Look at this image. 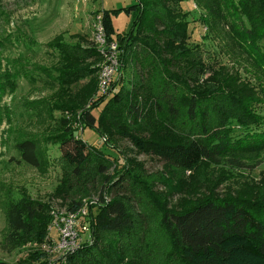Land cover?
Segmentation results:
<instances>
[{
	"label": "trees",
	"instance_id": "1",
	"mask_svg": "<svg viewBox=\"0 0 264 264\" xmlns=\"http://www.w3.org/2000/svg\"><path fill=\"white\" fill-rule=\"evenodd\" d=\"M192 2L202 13L203 38L211 33L220 39L237 67L217 64L202 43L191 41L183 0H136L126 8L98 12L106 41L115 42L119 51L117 78L104 94L98 92L96 78L103 57L92 44L47 43L44 50L54 51L55 61L51 68L32 67L38 71L33 73L3 58L11 40L0 27V101L15 94L19 79L40 80L50 94L27 102V111L39 118L45 113L52 125L43 142L56 144L70 176L87 179L98 193V211L90 216L92 243L68 255L65 264H264L262 193L244 199L209 192L168 208L169 192L156 193L155 179L142 176L138 164L120 181L106 176L105 149L117 151L109 138L103 140L104 148L91 146L75 136L69 119L54 118L55 112L71 114L73 121L78 115L84 129L94 130L99 139L110 131L139 154L183 172L205 164L233 170L259 166L264 157V0ZM117 12L134 15L126 33L113 28ZM125 69H131L130 89L119 85ZM83 78L89 82L80 97L72 96L71 87ZM103 102L95 117L92 112ZM4 116L0 106V125ZM14 148L23 163L41 171L47 167L37 139L24 137ZM108 186L114 195L105 203ZM164 187L172 189L166 181ZM1 203L4 253L19 249L31 236L45 238L47 206L10 194ZM79 208L72 202L67 210Z\"/></svg>",
	"mask_w": 264,
	"mask_h": 264
},
{
	"label": "rangeland",
	"instance_id": "2",
	"mask_svg": "<svg viewBox=\"0 0 264 264\" xmlns=\"http://www.w3.org/2000/svg\"><path fill=\"white\" fill-rule=\"evenodd\" d=\"M135 2L136 0H0V12L5 14V17H0V27L5 34H9L11 40V43L5 47L3 58L18 61L26 67L25 69L51 68L55 61L51 56L55 52L44 50L45 44L61 41L64 44H79L82 47L92 44L95 48L98 12L126 8ZM181 9L186 13V19L189 22L191 41L202 43L205 51L212 56L210 60H214L217 64L231 68L233 64L236 66L233 55L228 54L227 48L221 47L220 39L211 33L205 34L206 37L203 38L206 30L199 20L202 13L192 0H183ZM133 18V14L126 15L122 12L114 14L112 24L115 32L123 34L129 31ZM219 50L223 54H219ZM130 71L131 69H125L119 77V85L126 89L131 88ZM32 72L38 71L32 69ZM241 75L244 76L243 72ZM113 78H117L116 73ZM88 82L89 78L79 80L71 87V95L79 98L81 89ZM49 94L50 91L42 87L40 80L30 83L21 78L15 94H8L0 101V106L7 113L0 125V241L4 229L1 202L6 194H10L15 199L24 196L44 204L50 216L46 236L42 241H38L36 236H31L19 249L10 254L0 249V264H65L62 250L58 247L57 233L51 229L53 220L70 212L67 209L72 202H78L81 208H85L89 212V217L91 213L96 214L98 211V193L94 192L93 185L87 179H76L70 176L60 158L61 154L57 145L52 142H43L44 134L51 128L48 124L52 125L44 118L45 113L39 118L31 111H27V102L45 99ZM103 105L104 102L92 112L95 117ZM62 116L71 121V127L76 130L75 136L87 144L104 148L103 140L109 138L116 146V153L105 149V152L109 154V168L106 173L108 178L120 181L136 163L142 169V176L155 179L156 193L169 192V198H166L168 208L177 209L180 203L203 198L209 192L217 196L230 193L233 197L241 196L244 199L259 198L261 196L258 194L261 193L264 195V157L262 163L251 170H233L227 166L205 164L194 171L183 172L168 168L153 157L139 154L127 141L120 140L110 131L99 139L94 130L84 129L79 123L78 115L73 121L71 114L54 113L55 120ZM143 134L147 135V132L143 131ZM24 137H32L39 141L40 149L44 151L47 161L44 171L37 170L20 160L14 148V142ZM165 181L171 183L172 191L165 189ZM102 182L103 178L98 186ZM216 185L217 187L214 188ZM104 191L103 196L107 203L114 193L111 186ZM156 199L161 201L159 195ZM86 221L79 219L78 224L82 225ZM149 235L148 229L146 236ZM159 243L160 241L155 246L156 252H158Z\"/></svg>",
	"mask_w": 264,
	"mask_h": 264
},
{
	"label": "built area",
	"instance_id": "3",
	"mask_svg": "<svg viewBox=\"0 0 264 264\" xmlns=\"http://www.w3.org/2000/svg\"><path fill=\"white\" fill-rule=\"evenodd\" d=\"M94 43L96 50L103 57V63L99 67L98 92L104 94L108 89L110 80L118 69L119 51L115 42L106 41L99 16H97ZM79 219L87 221L79 225ZM91 221L89 212L81 207L76 211L62 214L53 220L51 229L57 233L58 247L61 248L64 258L83 245L92 243Z\"/></svg>",
	"mask_w": 264,
	"mask_h": 264
}]
</instances>
